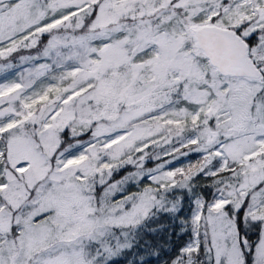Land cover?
I'll list each match as a JSON object with an SVG mask.
<instances>
[{
    "label": "snow or ice",
    "instance_id": "snow-or-ice-1",
    "mask_svg": "<svg viewBox=\"0 0 264 264\" xmlns=\"http://www.w3.org/2000/svg\"><path fill=\"white\" fill-rule=\"evenodd\" d=\"M0 264H264V0H0Z\"/></svg>",
    "mask_w": 264,
    "mask_h": 264
}]
</instances>
